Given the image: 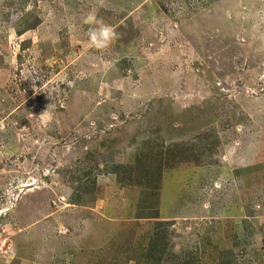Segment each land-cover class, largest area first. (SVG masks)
I'll return each mask as SVG.
<instances>
[{
  "label": "rangeland",
  "instance_id": "1",
  "mask_svg": "<svg viewBox=\"0 0 264 264\" xmlns=\"http://www.w3.org/2000/svg\"><path fill=\"white\" fill-rule=\"evenodd\" d=\"M0 174V264H264V0H0Z\"/></svg>",
  "mask_w": 264,
  "mask_h": 264
},
{
  "label": "clouds",
  "instance_id": "2",
  "mask_svg": "<svg viewBox=\"0 0 264 264\" xmlns=\"http://www.w3.org/2000/svg\"><path fill=\"white\" fill-rule=\"evenodd\" d=\"M92 17L90 16L85 20V23H91ZM96 27L89 30V41L92 46L97 49L106 48L113 40L115 33L113 27L104 23L102 20L95 21Z\"/></svg>",
  "mask_w": 264,
  "mask_h": 264
},
{
  "label": "built area",
  "instance_id": "3",
  "mask_svg": "<svg viewBox=\"0 0 264 264\" xmlns=\"http://www.w3.org/2000/svg\"><path fill=\"white\" fill-rule=\"evenodd\" d=\"M2 180V177H1V174H0V182ZM1 234H3V231L1 230V227H0V237H1ZM6 239L4 237L0 238V253H4V252H7V246H6Z\"/></svg>",
  "mask_w": 264,
  "mask_h": 264
}]
</instances>
